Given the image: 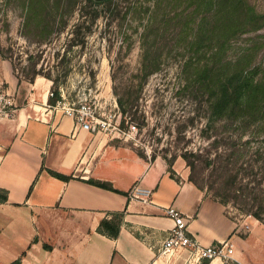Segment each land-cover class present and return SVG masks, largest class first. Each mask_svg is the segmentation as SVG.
Here are the masks:
<instances>
[{"label": "rangeland", "instance_id": "1", "mask_svg": "<svg viewBox=\"0 0 264 264\" xmlns=\"http://www.w3.org/2000/svg\"><path fill=\"white\" fill-rule=\"evenodd\" d=\"M242 1L251 20L247 31L227 45L224 62L231 63V70L236 65L256 70L253 78L264 80V0ZM154 2L69 0L62 16H57L61 7L54 10L59 11L54 13V26L42 35V27L52 22L47 15L38 14V9L28 19L24 0H0V63H11L19 81L28 82L35 70L54 79V88L62 89L70 100L88 97L95 117L107 121L109 130L118 132L127 146L151 161L162 159L172 175L173 168L186 172L188 179L215 196L222 190L219 160L222 162L230 150L235 151L231 161L237 166L253 163L255 170L262 164V159L254 161L252 154L264 148V103L254 107V117L246 124L220 117L212 104L215 80L204 73L198 76L199 69L194 66H185L190 58L210 67L222 62L211 55L214 49L205 34L202 43L194 41L202 20H211L207 11L193 15L182 33L173 21L167 28L155 26L144 36ZM187 5L180 8L191 11L193 5ZM147 49L160 62L152 73L143 69ZM4 90L0 80V95L8 100ZM9 102L11 105L0 112L15 110L23 103L21 96ZM218 155L221 158L217 160ZM226 204L232 217L256 220L241 212L235 202ZM248 227L246 222L244 229ZM6 239L0 234V252L6 250Z\"/></svg>", "mask_w": 264, "mask_h": 264}, {"label": "crops", "instance_id": "2", "mask_svg": "<svg viewBox=\"0 0 264 264\" xmlns=\"http://www.w3.org/2000/svg\"><path fill=\"white\" fill-rule=\"evenodd\" d=\"M0 80L8 100L21 96L23 101L15 110L0 112V190L7 194V201L0 202V234L7 238L0 262H206L186 250L157 258L173 225L163 209L171 206L187 216L201 246H232L233 261L215 258L207 264H264V224L232 217L186 172L173 168L171 175L165 161L139 155L118 132L76 126L49 104L51 80L38 75L19 81L4 60ZM48 171L71 178L64 181ZM135 189L150 194L135 197ZM115 214H122V222L117 237L110 238L99 232V222Z\"/></svg>", "mask_w": 264, "mask_h": 264}, {"label": "trees", "instance_id": "3", "mask_svg": "<svg viewBox=\"0 0 264 264\" xmlns=\"http://www.w3.org/2000/svg\"><path fill=\"white\" fill-rule=\"evenodd\" d=\"M83 1L87 3V1L90 2L91 0ZM163 1L166 2L164 7ZM242 2V0H155L151 13L153 16L150 23L146 25L144 33V36H146L155 26L167 28L170 22L173 21H176L177 25H180L179 29L180 33H182L191 23L193 15L207 11L206 13L211 20L209 23H204L206 21L205 18L202 20L199 29L203 33L199 32L198 29V35L195 36L194 41L196 40L198 44L202 43L204 40L202 37L205 34V40L209 41L210 44H208L214 49L211 51V55L220 58L219 60L222 62H219V65L216 67H210L207 62L201 65L199 60L190 58L189 62H185V66H194L195 70L199 69L197 71L198 76L204 73L211 80H215L216 97L213 100L214 103H212L215 111L220 117L231 119L239 125L249 122L250 116L254 117L251 113L254 107L264 103V80H255L253 78V73L256 70L246 71L245 69H239L237 65L234 70H231V63L224 62L227 45H229L234 37L247 31L251 20L250 10H243L244 5H242ZM24 3H26L24 7L26 8L28 19L32 16V13L39 9L38 14L47 15L48 21H52L50 22L51 24L47 22L42 27V35L51 31L54 26L53 23L56 21L55 18L59 15L62 16L63 11L69 6V0H53V5L50 4V0H24ZM183 3H188L187 7L193 5V9L187 11V8L186 10L185 8H180ZM36 4H38L37 8ZM58 7H61L62 12H54L55 9L57 11ZM54 13H58V15L54 16ZM202 24L204 28H202ZM200 48L201 46L197 49L194 47L195 51H199ZM159 63L158 57L156 58V55H153V51L151 52L147 49L143 53V69L148 73L155 71ZM38 75L52 81L51 91L53 96L50 97L49 104L53 105L60 98L58 89L54 88L55 80L47 74L34 70L33 77H27L28 82H31ZM208 85L210 84L208 83ZM259 107L262 108V106ZM261 116H264V114H261ZM234 153V150H230L222 162L219 160V168H221L219 177L223 179L220 182L222 190L219 191L218 189L215 196L206 194L225 207L228 201L235 202L241 212L264 224V148L256 150L252 154L254 161H257V158L262 159V164L258 165L255 170V164L253 163H243L244 165L240 164L237 166L236 162H232L231 157ZM219 158H221V155L217 156V160ZM169 172L172 175L170 169ZM48 173L64 181H68L71 178L52 171H48ZM189 181L203 191V187L192 178H189ZM88 182L94 184L93 181ZM96 185L107 188L103 184ZM5 201H7V194L5 191L0 190V202ZM121 222L122 214L112 215L109 219L104 218L99 222V232L110 238H116ZM207 261L202 264H207ZM10 264H21V262L18 259Z\"/></svg>", "mask_w": 264, "mask_h": 264}, {"label": "built area", "instance_id": "4", "mask_svg": "<svg viewBox=\"0 0 264 264\" xmlns=\"http://www.w3.org/2000/svg\"><path fill=\"white\" fill-rule=\"evenodd\" d=\"M60 98L55 101L51 107L55 110H60L64 115L70 116L74 119L76 126L91 131L111 132L109 124L105 120H99L95 117L91 105L88 102V97L79 99V101L70 100L65 95L62 89H59ZM52 97V91L49 93ZM0 110L5 105H11L9 100H5L0 95ZM12 111V110H11ZM105 119V118H104ZM107 120V119H106ZM135 129V127H132ZM135 197L144 194L148 196L150 191L135 189ZM165 214L172 220L173 225L167 231L166 237L161 243V247L157 258L167 254L177 253L181 251H190L198 256L200 260L211 261L215 258L230 259L233 253V248L228 242L213 243L207 246H201L198 240L191 234L188 226V219L181 211L174 207H167L163 209Z\"/></svg>", "mask_w": 264, "mask_h": 264}]
</instances>
